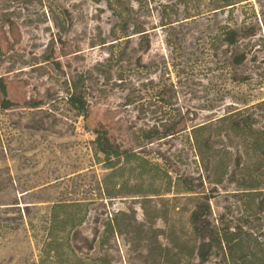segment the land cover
I'll return each instance as SVG.
<instances>
[{
  "label": "rangeland",
  "instance_id": "1",
  "mask_svg": "<svg viewBox=\"0 0 264 264\" xmlns=\"http://www.w3.org/2000/svg\"><path fill=\"white\" fill-rule=\"evenodd\" d=\"M234 1H133L146 47L104 1L0 0V264H264V0ZM96 129L172 190L108 194Z\"/></svg>",
  "mask_w": 264,
  "mask_h": 264
},
{
  "label": "trees",
  "instance_id": "2",
  "mask_svg": "<svg viewBox=\"0 0 264 264\" xmlns=\"http://www.w3.org/2000/svg\"><path fill=\"white\" fill-rule=\"evenodd\" d=\"M96 2H105L108 9L111 11L112 15L116 17V21L112 27V33L115 37V40L128 37L131 34L139 33L141 36V42L146 43V47L150 45L149 38L147 36L148 32L147 30L142 26V24H139L137 22H134L135 14H136V8L133 4V1L137 2L139 6L148 5L149 3L153 2L154 0H94ZM224 5H232L237 3L238 1L234 0H223ZM117 41V42H118ZM230 42H233L232 40H229ZM116 43V42H115ZM115 43L113 45L115 46ZM2 93L4 94V103L6 107L9 105V100L7 98V89L6 86L3 85ZM68 101L70 105H72L75 109L78 110V113L80 115H83L84 117L87 116V106L85 100L78 94V86L74 82L72 86V92L70 93V96L68 98ZM224 117H228L227 115ZM206 127V124L197 126L196 128L198 130L203 129ZM233 130H241V127L239 124L232 127ZM257 131V139H256V151L260 155L262 159H264V130L258 129L254 130ZM96 138L93 140L94 149L96 157L98 156V153L103 154V162L105 168L109 170V172L104 177V183L110 184L112 183V188H108L107 193L108 194H114V193H120L115 190L118 185L121 186H127V187H135L136 193H141V190L139 185L145 181H150L153 185L154 182L158 179H167L168 185L164 189V191L169 192L173 188V178L174 175L171 173V171L165 169L163 170V173H160V165L158 162H153L150 160V158L143 155L141 152L135 151L133 149L128 148H122L119 145H115L111 143L109 136L105 130L96 129ZM166 137V135L159 136L158 138ZM203 142L198 138L197 135H195V144L198 149H200V145ZM206 144V142H204ZM200 157L202 160H204V155L202 152H200ZM226 174L224 171L221 174V178H216V182H221L222 177ZM180 177V176H178ZM132 183V185H131ZM189 191L192 190V188H188ZM80 203V202H77ZM66 203L59 202L55 203L51 208V218L53 221H55L58 217L57 208L65 206ZM200 219L199 212L197 210L193 211L191 214V222L194 225V227L197 229V222ZM82 221V219L77 222L79 224ZM76 224V223H73ZM108 229H106L107 231ZM66 240L65 237H59L54 232H47V239L45 242H60ZM222 240L229 241L228 234H224L222 237ZM197 247H193L190 251V254L195 256ZM198 255L201 258V261H205L207 259V254L201 250L198 252ZM102 259V258H100Z\"/></svg>",
  "mask_w": 264,
  "mask_h": 264
}]
</instances>
